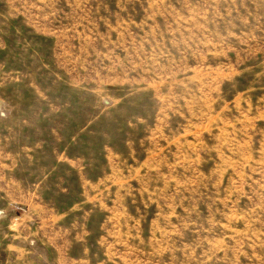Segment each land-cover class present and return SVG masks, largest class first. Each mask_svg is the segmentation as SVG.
<instances>
[{
	"label": "rangeland",
	"instance_id": "374dc122",
	"mask_svg": "<svg viewBox=\"0 0 264 264\" xmlns=\"http://www.w3.org/2000/svg\"><path fill=\"white\" fill-rule=\"evenodd\" d=\"M0 264H264V0H0Z\"/></svg>",
	"mask_w": 264,
	"mask_h": 264
}]
</instances>
